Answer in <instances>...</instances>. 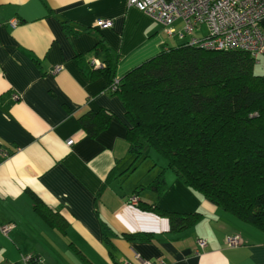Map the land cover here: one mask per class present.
<instances>
[{"label": "crops", "instance_id": "1", "mask_svg": "<svg viewBox=\"0 0 264 264\" xmlns=\"http://www.w3.org/2000/svg\"><path fill=\"white\" fill-rule=\"evenodd\" d=\"M100 18L112 25L95 26ZM172 28L129 0H0V225L10 226L0 233V264H122L134 252L164 264H264V227L204 198L151 151L136 159L124 105L95 75L106 57L93 48L99 39L118 79L189 40L181 19ZM253 71L264 75V53ZM100 109L111 118L90 137L80 117ZM161 173L158 193L151 184ZM150 206L202 216L172 227ZM233 235L241 239L234 247Z\"/></svg>", "mask_w": 264, "mask_h": 264}, {"label": "trees", "instance_id": "2", "mask_svg": "<svg viewBox=\"0 0 264 264\" xmlns=\"http://www.w3.org/2000/svg\"><path fill=\"white\" fill-rule=\"evenodd\" d=\"M93 48L106 54L94 72L124 105L126 137L136 159L151 151L204 198L264 227V75L254 73L250 54L184 42L116 79L115 57L103 40ZM110 118L107 109L89 111L80 125L92 137ZM151 187L165 190L162 173ZM149 208L166 214L172 227L202 216ZM27 264L40 263L31 258Z\"/></svg>", "mask_w": 264, "mask_h": 264}, {"label": "built area", "instance_id": "3", "mask_svg": "<svg viewBox=\"0 0 264 264\" xmlns=\"http://www.w3.org/2000/svg\"><path fill=\"white\" fill-rule=\"evenodd\" d=\"M129 4L136 6L145 14L157 19L172 34V23L176 19L183 22V34L189 36L187 41L192 45H199L210 50L240 49L248 52L257 60L258 55L264 53V30L261 20L264 18V0H129ZM12 25L16 24L13 19ZM204 24L207 33L203 37L194 35L198 27ZM111 18H100L95 22L97 27H110ZM60 70L59 66L53 72ZM118 80H115L117 82ZM73 139L66 141L71 145ZM129 203L138 204L137 195L129 197ZM9 225H0V233L6 234ZM241 243L239 235L227 239V245L237 246ZM203 246L205 241L198 240ZM25 263L28 262L24 258ZM122 264H164L163 261L153 262L134 252L133 257Z\"/></svg>", "mask_w": 264, "mask_h": 264}, {"label": "rangeland", "instance_id": "4", "mask_svg": "<svg viewBox=\"0 0 264 264\" xmlns=\"http://www.w3.org/2000/svg\"><path fill=\"white\" fill-rule=\"evenodd\" d=\"M206 30V29H205Z\"/></svg>", "mask_w": 264, "mask_h": 264}]
</instances>
